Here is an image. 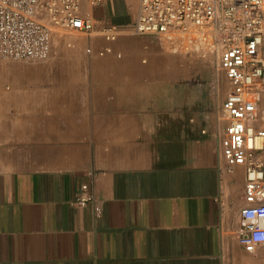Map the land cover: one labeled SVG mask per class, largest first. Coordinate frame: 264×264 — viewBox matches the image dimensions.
<instances>
[{
    "label": "crops",
    "instance_id": "crops-1",
    "mask_svg": "<svg viewBox=\"0 0 264 264\" xmlns=\"http://www.w3.org/2000/svg\"><path fill=\"white\" fill-rule=\"evenodd\" d=\"M139 4L101 0L91 6L81 0L84 14L120 26L135 22ZM93 40L113 51L115 41ZM7 95L2 78L3 121ZM99 102V133L130 134L127 95L113 93ZM121 139L116 146L123 145ZM209 139L198 141V153L185 161H130L116 154L92 165L20 169L8 168L3 159L0 264H264V245L251 253L238 242L244 168L229 172L219 138ZM83 183L99 202L100 216L92 203L74 204Z\"/></svg>",
    "mask_w": 264,
    "mask_h": 264
},
{
    "label": "rangeland",
    "instance_id": "rangeland-1",
    "mask_svg": "<svg viewBox=\"0 0 264 264\" xmlns=\"http://www.w3.org/2000/svg\"><path fill=\"white\" fill-rule=\"evenodd\" d=\"M132 25L108 41L113 51L93 42L99 35L53 31L47 60L0 59L8 94L0 161L20 169L92 165L116 154L185 161L205 138L220 139L230 86L216 58L173 51L158 36L132 33ZM113 93L128 97L130 134L99 133V101Z\"/></svg>",
    "mask_w": 264,
    "mask_h": 264
},
{
    "label": "built area",
    "instance_id": "built-area-1",
    "mask_svg": "<svg viewBox=\"0 0 264 264\" xmlns=\"http://www.w3.org/2000/svg\"><path fill=\"white\" fill-rule=\"evenodd\" d=\"M126 30L84 14L81 0H0V59H46L53 31L113 41ZM129 30L158 36L173 51L214 57L223 70L230 89L221 106L220 153L229 172L244 168L237 236L254 253L264 245V0H140ZM193 35L204 43L191 41ZM88 203L100 216L99 202L83 183L74 204Z\"/></svg>",
    "mask_w": 264,
    "mask_h": 264
},
{
    "label": "bare ground",
    "instance_id": "bare-ground-1",
    "mask_svg": "<svg viewBox=\"0 0 264 264\" xmlns=\"http://www.w3.org/2000/svg\"><path fill=\"white\" fill-rule=\"evenodd\" d=\"M139 37V36H138ZM140 38V37H139ZM138 38V39H139ZM141 39V38H140ZM192 39H194V40H192ZM140 41V40H139ZM138 41V42H139ZM191 41H193V42H196V41H199V42H201V43H204V41L201 39L200 40V38H198V36L197 35H193V36H191ZM162 43V42H161ZM165 45H166V43H165ZM161 46H162V44H161ZM202 46H204L203 44H200L199 45V47H202ZM164 50H165V48H164ZM162 52V51H161ZM183 52V51H182ZM165 54V53H164ZM138 62V61H137ZM136 69H138L137 67H136ZM136 78H137V75H136ZM66 81V80H65ZM262 102H264V98H262ZM221 120H222V115H221ZM219 141H220V139H219ZM219 144H220V142H219Z\"/></svg>",
    "mask_w": 264,
    "mask_h": 264
}]
</instances>
